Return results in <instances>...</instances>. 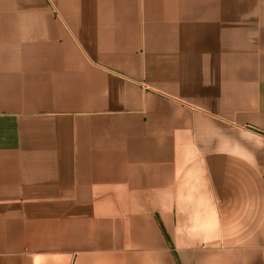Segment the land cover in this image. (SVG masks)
Returning a JSON list of instances; mask_svg holds the SVG:
<instances>
[{"label": "crops", "instance_id": "obj_1", "mask_svg": "<svg viewBox=\"0 0 264 264\" xmlns=\"http://www.w3.org/2000/svg\"><path fill=\"white\" fill-rule=\"evenodd\" d=\"M0 264H264V0H0Z\"/></svg>", "mask_w": 264, "mask_h": 264}]
</instances>
